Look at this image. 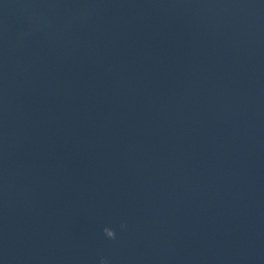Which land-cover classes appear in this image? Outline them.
I'll list each match as a JSON object with an SVG mask.
<instances>
[{
    "label": "water",
    "instance_id": "water-1",
    "mask_svg": "<svg viewBox=\"0 0 264 264\" xmlns=\"http://www.w3.org/2000/svg\"><path fill=\"white\" fill-rule=\"evenodd\" d=\"M0 264H264V0H0Z\"/></svg>",
    "mask_w": 264,
    "mask_h": 264
},
{
    "label": "clouds",
    "instance_id": "clouds-1",
    "mask_svg": "<svg viewBox=\"0 0 264 264\" xmlns=\"http://www.w3.org/2000/svg\"><path fill=\"white\" fill-rule=\"evenodd\" d=\"M106 231H107V230H106ZM108 235H109V236H112V235H113V233H111V232H108Z\"/></svg>",
    "mask_w": 264,
    "mask_h": 264
}]
</instances>
